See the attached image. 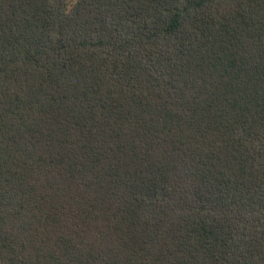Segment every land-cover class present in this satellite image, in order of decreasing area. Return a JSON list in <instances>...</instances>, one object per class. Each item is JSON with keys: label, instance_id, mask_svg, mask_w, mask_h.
I'll return each instance as SVG.
<instances>
[{"label": "trees", "instance_id": "trees-1", "mask_svg": "<svg viewBox=\"0 0 264 264\" xmlns=\"http://www.w3.org/2000/svg\"><path fill=\"white\" fill-rule=\"evenodd\" d=\"M0 264H264V0H0Z\"/></svg>", "mask_w": 264, "mask_h": 264}]
</instances>
